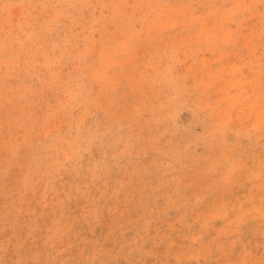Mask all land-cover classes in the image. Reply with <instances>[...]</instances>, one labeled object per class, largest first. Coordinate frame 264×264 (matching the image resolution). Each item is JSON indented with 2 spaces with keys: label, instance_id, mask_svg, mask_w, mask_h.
Returning a JSON list of instances; mask_svg holds the SVG:
<instances>
[{
  "label": "rangeland",
  "instance_id": "1",
  "mask_svg": "<svg viewBox=\"0 0 264 264\" xmlns=\"http://www.w3.org/2000/svg\"><path fill=\"white\" fill-rule=\"evenodd\" d=\"M0 264H264V0H0Z\"/></svg>",
  "mask_w": 264,
  "mask_h": 264
}]
</instances>
